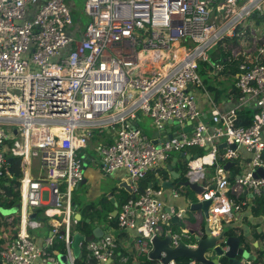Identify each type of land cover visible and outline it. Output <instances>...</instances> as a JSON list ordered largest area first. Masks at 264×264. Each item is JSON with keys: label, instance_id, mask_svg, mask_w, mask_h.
I'll use <instances>...</instances> for the list:
<instances>
[{"label": "built area", "instance_id": "built-area-1", "mask_svg": "<svg viewBox=\"0 0 264 264\" xmlns=\"http://www.w3.org/2000/svg\"><path fill=\"white\" fill-rule=\"evenodd\" d=\"M73 6L68 0H0V181L16 179L10 158L21 159L22 172L19 221L1 252L3 263L62 264L53 248L60 240L75 264L74 193L84 180V151L94 130L112 131V143L96 147L103 173L129 175L133 194L117 202L116 218L119 229L138 233L140 258L153 261V239L182 217L163 200L167 193L179 198L176 189L163 188V181L158 188L138 187L150 173L169 170L176 153L190 157L184 159L186 179L203 187L191 204L210 202L213 230L264 198V177L255 176L264 169V62L240 66L238 95L229 107L220 108L205 90L208 119L196 98L205 89L200 62L212 65L209 49L221 38L213 8H228L223 21L264 18V0H85L90 23L84 31ZM259 52L264 56V47ZM139 111L153 120L158 145L139 126ZM247 111L251 123L244 126L240 114ZM229 162L234 166L227 172ZM39 212L52 227L43 246L31 235L44 222ZM170 232L173 246L191 239L188 231ZM80 249L89 263L108 264L119 243L111 236L81 242Z\"/></svg>", "mask_w": 264, "mask_h": 264}, {"label": "trees", "instance_id": "trees-1", "mask_svg": "<svg viewBox=\"0 0 264 264\" xmlns=\"http://www.w3.org/2000/svg\"><path fill=\"white\" fill-rule=\"evenodd\" d=\"M252 18L256 19L257 23L261 22L260 20L264 21V18L260 17L259 14H254ZM245 32L246 31L241 26H238L235 30V36L233 38L226 36L217 43L215 49L209 53V57H210V60L213 66L203 61L200 62L199 73L201 77L203 78L206 77L205 82H203L204 87L206 91L211 95V97L215 100V102L219 105L223 102L224 99L238 95V89L236 88V81H237V75L240 73V66L243 63H247V65L251 67L252 65L257 64L258 62L259 63L264 62V56H261L259 52L260 48L264 47V38L259 41L258 47H257L258 50L254 52L253 54H251L250 57H247L248 55H245L243 53L239 55H235L233 53L234 48H236L239 45L237 40L240 38L238 36H240L241 34L243 36ZM246 34L248 35V32L245 33L244 35ZM230 40H234L233 41L234 44L230 46V48H227L229 44L226 48H223L225 42L228 43ZM227 56H229V59L224 60L226 59ZM217 67L219 68V73L216 72L214 74V70ZM208 77L212 78L213 83L209 84L206 81ZM251 113L252 112L247 111V112H243L242 114H240V119L242 123L244 124V126L250 125L251 123L250 119L252 115ZM92 138H94L93 141L97 140L98 146L101 144L112 143V139H111L112 131L94 130ZM193 152L202 154L204 153V150H194ZM186 169H187L186 163L182 159H180L177 166L175 167V171L180 174V178L174 181V184H175L174 189H176L178 192L182 194L186 193L187 195L194 196L192 192L191 194H189L187 193V190L184 187L180 186V182L187 181ZM10 172L13 174V176L16 179L13 181H9L8 179H3L0 182V205L3 208H7V209L13 208L15 205L20 203L19 179L22 176L20 158H14L12 160L10 164ZM171 179H172V175L169 172V170H166V171L160 170L159 176H156L155 173H150L145 179L139 182L138 187L140 191L144 190L150 185H153L154 187L158 188L160 187V184H159L160 182L162 181L165 182ZM101 198L102 196L97 201L99 205H101L103 201V199ZM255 202L252 205L254 209V213L256 215H258V213L264 214V198L258 199V201H255ZM39 214L41 213L40 212L38 213V218H40L41 220L45 222H49L47 218L42 217ZM82 215L84 219L77 222L76 230L79 233L87 237L93 233V230L95 229L94 224H99L98 223L99 220L100 221L103 220L109 223L110 227L118 228L117 218L112 217L111 213H108L107 217L105 216L104 219H101L99 210L95 208H87V209L82 210ZM87 220H90V223H87ZM18 221H19L18 214L12 215L10 217H4L0 214V264H3L1 252L9 248V247L5 249L2 248V244L8 239L13 240L15 238L16 225ZM165 228L173 232L174 231H177V232L185 231L183 226H181L180 224H170L169 226L166 225ZM235 233H236L235 231L230 230V234L234 235ZM164 236H165V231L161 237H164ZM262 238L264 240V235L262 236ZM53 248L54 250L58 251L61 254H64L66 252L65 244L64 242L60 240H56ZM119 251L120 249L118 250V253ZM262 254L263 252L257 251V255L261 256ZM126 255H128V252L127 254L122 253L119 257L116 256L117 261L121 262L122 257H127ZM147 262L150 264H153L156 261L147 260ZM178 262L182 264H188L190 263V260L186 258H182L178 260ZM133 263H134V258L130 257L129 262L127 264H133ZM75 264H94V263L93 262L89 263L87 261L86 256L84 255L82 259H77L75 261Z\"/></svg>", "mask_w": 264, "mask_h": 264}, {"label": "crops", "instance_id": "crops-1", "mask_svg": "<svg viewBox=\"0 0 264 264\" xmlns=\"http://www.w3.org/2000/svg\"><path fill=\"white\" fill-rule=\"evenodd\" d=\"M68 2L71 5H74L73 8L75 7L76 0H68ZM225 60H227V59H225ZM216 70H218V69L216 68ZM198 90H197V94H196L198 104L200 106V109L203 111V113L205 115L204 116L205 119H208L209 118L208 115L210 114L211 107H210L209 99L207 98V95H206V91H205L206 89H203V90L201 89L204 92L205 97L204 96L201 97L198 94ZM208 95H210V94L208 93ZM210 97H211V95H210ZM233 98H235V96L224 99L220 105L217 104L212 97L210 100H213L216 103V105L220 106V108H226V107L230 106L229 101H230V99H233ZM138 124L142 128L141 118H140ZM159 135H160L159 132L156 131V133H154L153 137L150 136V138L153 140V139L158 138ZM94 138H92L89 141V146L84 151V159H85V162H87V164H88V168L85 170L84 180H83L81 186L79 187V189H77V191H79V193H80V191L84 190L82 194L85 197L83 199L84 200L83 201V203H84L83 209H81L78 206V214L81 215V217H82L81 220L84 219V217L82 215V210L87 209V208L98 209V207H100V213H103V214L112 213L114 209H108L107 208V205L111 203V200H110L111 198H115L116 201L119 202V201H124L129 195H131L124 188L118 187V185H120L123 182L129 183L131 186L129 175L126 171H118V172L111 174V175H105L103 173V171L101 169V164H100L101 158H100V155L97 153V150H96V147L98 146V142H97V140L93 141ZM179 156H180V154L175 155V157H179ZM180 159H182V158H180ZM184 159L185 158H183L182 160L185 162ZM107 183L111 184L110 188L106 185ZM131 189H132V187H131ZM185 189H187V188H185ZM187 193L191 194V191L188 189ZM108 195H111V198H108ZM101 196H102L101 199H103V201H102V204L99 205V203L97 201ZM195 196H196L195 194H194V196H192V195H187L186 193H184V194L180 193L179 198H173L170 193H167L166 196L163 198V200L165 201L166 206L168 208L175 207L177 210L182 212V215H183V212H188L190 214L189 211H190V207L192 205L191 201H192V199L196 198ZM80 199L82 200V198H80ZM255 201L256 200L252 201V203L254 204ZM110 205L112 208H114L112 204H110ZM199 213H203V212L198 211V212H194V214L191 215V218H193V220H191L192 222L187 221L185 219V220H180L179 222H177L175 224H180L181 226H183L184 230L195 231L197 233L200 230H202L204 225L206 224V220L203 219L199 215ZM78 214L76 216L77 219H79ZM106 224L108 226H106ZM169 225H167V226H169ZM102 226H103V229H104L106 234H109L112 237H115L116 239H118L120 251H119V253L117 252V254H118L117 257H119L122 253L127 254V252H128V255H126V256L129 258L133 257L134 263L150 264L147 262L146 258H140L138 255V251H137V247H136V239L139 236H138V233L136 231H133V230L124 231V230L119 229L117 227L113 228V227H110V224H108L107 222H105V225H102ZM212 226H214V225L211 224L210 227L213 228ZM165 227H166V224L163 225L162 232H163V229H164V231L169 230V229H166ZM51 228H52L51 223L44 221L42 226L39 229L31 230V235L35 238V241L39 246H43L45 239L47 237L51 236ZM223 228H228V229L235 231L236 233L234 235L241 237L243 239V242H245L248 245V247H250L251 251L256 256H258L257 262H254L252 264H264V240L262 238V236L264 235V214L263 213H258V215H256L254 213L253 207L250 205H247V206L243 207L241 209V211L235 212L233 214V216L230 218V221L228 223L223 222L221 227L218 225L216 228H214V230H215L214 232L217 233L219 230H221ZM174 232H177V231H174ZM178 233H182V232H178ZM162 235L163 234L160 235L161 239H164L167 236L165 234L164 237H161ZM192 237L193 236H191V238ZM12 241H13L12 239L6 240L2 244V248L5 249V248L10 247ZM257 251H261V252H263V254L261 256H259V255H257ZM120 263L121 262L117 261V258H115L112 260V262H110L108 264H120ZM3 264H5V263H3ZM250 264H251V262H250Z\"/></svg>", "mask_w": 264, "mask_h": 264}, {"label": "water", "instance_id": "water-1", "mask_svg": "<svg viewBox=\"0 0 264 264\" xmlns=\"http://www.w3.org/2000/svg\"><path fill=\"white\" fill-rule=\"evenodd\" d=\"M228 10L227 7L220 9L219 13L223 19H225V13ZM17 133V131H15ZM172 135L169 136L171 139ZM153 144L158 145L159 141L157 139L152 140ZM226 144H222L221 148H224ZM232 148H236L233 146ZM195 158L197 155L194 156ZM180 158L189 159V156L185 154H180L179 157H174L172 163L169 165L168 169L172 175L170 181H166L162 184L163 188L172 189L175 184L174 181L180 178V174L175 171V167ZM13 159H9V163ZM234 166L233 162H229L225 165V170L228 172ZM88 168L87 162L84 163V171ZM264 177V169H259L255 175ZM109 188L111 184H106ZM150 185L149 187H152ZM180 186L189 189L194 194H201L203 192V187L192 184L189 181L180 182ZM119 188H124L129 194H133L131 186L127 182H123L118 185ZM108 198H111V195H108ZM111 203L115 206V210L111 213V216L116 218L118 215V204L115 198H111ZM209 206L210 202L204 203H193L190 207L191 213L202 211L206 220V224L203 229L199 232L188 231L191 236H193L190 241L180 242L177 246H173L172 233L161 239L160 237H155L152 241L153 251L150 254V259L153 261H161L164 264H168L172 260H180L182 258L189 259L190 261H195L197 264H251L257 262L258 256H256L248 247V245L243 242V239L238 236L230 234L228 228H223L217 233L210 227L207 222L209 217ZM20 204L15 205L13 208L7 209L3 208L0 205V214L4 217H10L12 215H17L19 213ZM36 215H32V218H35ZM79 219L81 220V215L78 214ZM101 219H103L101 217ZM187 220L192 222L193 218L189 215L188 212H183L181 219L174 217L171 221V224H175L180 220ZM87 223H90V220H87ZM95 229L90 236H85L81 233L75 232L74 242L72 245L73 253L75 259H82L83 253L80 249V243L84 241H92L100 238H110L111 235L106 234L103 226L100 224H94ZM182 231V232H185ZM62 264H71L65 255L60 254L59 256Z\"/></svg>", "mask_w": 264, "mask_h": 264}, {"label": "rangeland", "instance_id": "rangeland-1", "mask_svg": "<svg viewBox=\"0 0 264 264\" xmlns=\"http://www.w3.org/2000/svg\"><path fill=\"white\" fill-rule=\"evenodd\" d=\"M84 7H85V0H76V5L73 8V17L75 19V22L77 25H79L81 27V29L84 31L86 29V27L89 25L90 23V19L88 16L85 15L84 13ZM211 21H215L216 24L218 25V30L220 31L221 34V39H223L224 37H231L233 38L235 36V30L238 26H241L247 33L248 35H244L242 36V34L240 36H238L240 39L237 40V42L239 43V45L234 48L233 53L235 55H239L241 53L248 55L247 57H250L251 54H253L254 52H256L258 49V43L259 41L264 38V21L260 20L261 22L257 23V20L252 18V17H246V15H243L241 18L237 17L235 19V17H231L228 21H223L220 13L218 10H216L215 8H213L212 13H211ZM248 36V37H247ZM220 37V36H219ZM218 40L217 43L220 41ZM234 40H230L228 43L225 42L223 48H226L229 44V46L227 48H230V46H232L234 44L233 42ZM217 43H214L213 46L209 49V53L212 52ZM226 59H229V56L226 57ZM225 60V59H224ZM215 69V68H214ZM217 71L216 69L214 70V74L217 72L219 73V68L217 67ZM153 75H149V78H153ZM202 81L205 82L206 77H201ZM209 84L213 83L212 82V78L208 77V79L206 80ZM203 90V89H202ZM201 89L198 90V94L201 97H205L204 92ZM138 117L141 118L142 120V129L145 130V133L147 134V136H151L153 137L154 133H156L157 129L155 128V125L153 123V120L146 116L144 114V112L139 111L138 112ZM179 154V153H176ZM33 169L34 172L37 173L40 170V160H35L33 162ZM2 181V180H1ZM0 181V182H1ZM188 191V189H186ZM83 191H75L74 193V200L76 202H78V206L83 209V199L85 198L83 196ZM82 198V200L80 199ZM93 200V199H92ZM258 201V200H256ZM108 209H112L111 205L108 204L107 205ZM194 214L190 212V216ZM108 213H105L104 215H102L100 213V217H102L104 219V217H107ZM199 215L205 219L204 214L203 213H199ZM100 225H105V221L103 220H99L98 222ZM109 224V223H108ZM106 226H108L106 224Z\"/></svg>", "mask_w": 264, "mask_h": 264}]
</instances>
